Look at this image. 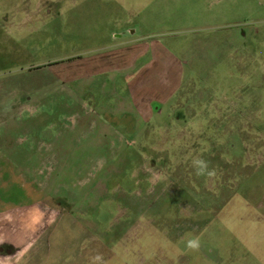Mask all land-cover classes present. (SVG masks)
Wrapping results in <instances>:
<instances>
[{
  "label": "rangeland",
  "instance_id": "374dc122",
  "mask_svg": "<svg viewBox=\"0 0 264 264\" xmlns=\"http://www.w3.org/2000/svg\"><path fill=\"white\" fill-rule=\"evenodd\" d=\"M182 61L188 120L136 130ZM29 241L41 264H264V0H0V245Z\"/></svg>",
  "mask_w": 264,
  "mask_h": 264
},
{
  "label": "flooded vegetation",
  "instance_id": "af4514ba",
  "mask_svg": "<svg viewBox=\"0 0 264 264\" xmlns=\"http://www.w3.org/2000/svg\"><path fill=\"white\" fill-rule=\"evenodd\" d=\"M119 35H121V36H119ZM119 35H115V38L116 39H123V38L127 37L128 35L131 37H134V35H136V30L135 29H129V30L126 29L125 31H123ZM132 40H135V39H132ZM136 40H137V42L140 41L138 38ZM185 63L186 62L182 61V63L180 62L179 65L177 64V66L173 64V66L175 68L173 69L172 72H171V70L168 72V74H170V77L168 76V79L170 80V82H169V85L166 86L167 88L165 90H163L165 88V86L163 88V85L160 84L157 87V88H159L157 93H159V92H161V93L158 95H154L152 97H149L145 100L146 104H145L144 116H143V119H141L140 121L136 120V123H135L136 128H137L136 130H139V131H141V133H143V132L149 131V129H151L152 126H154V125H161V124L167 125V124L171 123L173 120L182 121V122L188 120L189 117L183 116V114L180 110H175L174 112H172L171 110L167 111V109H166V107L169 105V103L167 101L175 100L174 95H172V98L169 97L170 93L175 91L179 87V84H181V82L183 81V76L186 74L185 73L186 67L184 66V65H186ZM157 88H155V90ZM196 90L197 89L193 88L191 90V93L188 94L187 98L184 99L183 101H218V99L210 100V92H211L210 90H208V92L205 94H196V92H197ZM205 95L208 96L209 98H207ZM212 99H214V98L212 97ZM174 107L175 106H173V108ZM178 109H180V108H178ZM213 110L215 112H217L218 107L215 106L213 108ZM166 112H167V114H165ZM161 117L165 118V120L162 119L163 121H165V123L158 121V119H160ZM152 123L154 125H152ZM226 133H227V131H226ZM232 146H233V144H231V147ZM221 158L225 159L227 161L230 160L228 153L224 154V156H222ZM241 159L243 161V158H241ZM208 163H209V165L211 164L210 162H208ZM208 163H207V165H208ZM243 165H244V161H243ZM243 167L247 169L246 163ZM245 172H246V170H245ZM261 173H263V171L257 172L255 176L254 175L250 176L249 179L247 178L248 177V174H247L246 175L247 177L243 180V182H242V179L240 177L241 181L239 184V188L237 189L236 193H234L232 196L230 194L228 202H232L237 195L243 196L244 199H242L241 201L245 202V200H250L252 198L251 195L257 194L258 191L260 192L261 189H259L257 192H254L253 187L256 185L254 182H256V180L258 182V176ZM169 180L173 181L172 179H169ZM246 183H248L250 185L246 186L245 185ZM251 183H253V184H251ZM242 186H243V188H242ZM186 188H188V187H186ZM187 191L189 193V190H187ZM248 191H250L252 194H248ZM194 193H196L195 197H198L199 192L195 191ZM45 195H47V194H44V191H42V193L38 196L37 203L42 204L44 207L48 208L49 210L58 211L60 214H62V210H63L64 215L68 214L67 212H72L71 204L67 203L64 199H60V198L56 199V197H54V196L51 198H49L50 196H47V198H44ZM258 195L261 196V193H258ZM61 200L65 201V203L62 204ZM32 205L33 204L30 203V206H32ZM70 209H71V211H70ZM17 251H18V247L16 248V246L9 244V243H3L0 245V258L6 257L7 255H10V254H11L10 256L15 258L16 257L15 252H17Z\"/></svg>",
  "mask_w": 264,
  "mask_h": 264
},
{
  "label": "crops",
  "instance_id": "0c3cea01",
  "mask_svg": "<svg viewBox=\"0 0 264 264\" xmlns=\"http://www.w3.org/2000/svg\"><path fill=\"white\" fill-rule=\"evenodd\" d=\"M31 240H33V239H31ZM33 242L34 241H29L24 246L22 244H21L22 246L21 245L18 246V250H19L18 253L20 255H17L18 253L15 252L16 253L15 258L10 256L11 254L7 255L6 257L0 258V264H41V261L38 259L39 257H37V256L24 257L25 252L24 251L20 252V249L24 250V248H30V247H27V245L30 243L33 245Z\"/></svg>",
  "mask_w": 264,
  "mask_h": 264
},
{
  "label": "trees",
  "instance_id": "16d2710c",
  "mask_svg": "<svg viewBox=\"0 0 264 264\" xmlns=\"http://www.w3.org/2000/svg\"><path fill=\"white\" fill-rule=\"evenodd\" d=\"M45 194H47L46 192H45ZM49 196H50V194H49ZM67 202V201H66ZM68 203V202H67Z\"/></svg>",
  "mask_w": 264,
  "mask_h": 264
},
{
  "label": "water",
  "instance_id": "95a60500",
  "mask_svg": "<svg viewBox=\"0 0 264 264\" xmlns=\"http://www.w3.org/2000/svg\"><path fill=\"white\" fill-rule=\"evenodd\" d=\"M119 36H121V35H119Z\"/></svg>",
  "mask_w": 264,
  "mask_h": 264
}]
</instances>
